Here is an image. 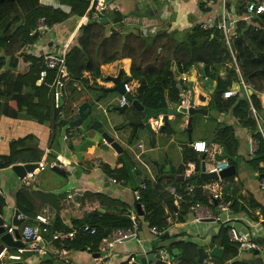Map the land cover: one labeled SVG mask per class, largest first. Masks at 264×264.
Segmentation results:
<instances>
[{"label": "trees", "instance_id": "1", "mask_svg": "<svg viewBox=\"0 0 264 264\" xmlns=\"http://www.w3.org/2000/svg\"><path fill=\"white\" fill-rule=\"evenodd\" d=\"M61 1L70 6L68 13L61 7L45 5L41 0H0V69H6L0 74V100L4 101L3 108L0 101V115L17 118L20 112L26 110L36 119H51L55 125L58 122L59 126L61 125L60 112L55 109L54 101V83L58 71L49 70L45 80L41 85H37L39 72L45 67L43 59L20 53L26 45L35 43L42 36L40 31L33 36L30 35L40 18L45 17L47 24L53 27L70 16L80 18L87 15L89 19L79 28L78 38L67 55L68 80L65 79V92L68 93V89L70 90L69 97L72 102L82 98L83 89L106 88L108 83L115 85L112 77H116L123 70L122 80L129 83V94L133 98L140 100L146 107L154 109L176 108L180 98L179 85L185 89L182 75L189 74L194 65L203 63L204 75L216 81L213 93L206 97L201 96L202 101L208 100L204 107L218 112L231 111L241 125L250 129L253 137L258 141V149L251 160L252 165L258 167L264 161V137L259 132L258 121L253 114V108L259 112L263 109L264 18L257 16L254 19L261 25L258 28L243 21L238 23L237 36L232 41L239 67L237 70L223 33L216 35L215 31L204 29L196 23L183 30H169L168 23H163L158 31L145 36L138 27H129L123 23V16L115 9L110 14L104 13L108 22H102V18L99 20L94 18L93 0ZM242 6L243 3L239 8L241 9ZM21 57L32 63L31 69L25 74L18 70ZM127 62L129 73L123 78ZM228 62L231 64H227ZM224 66H227V74L222 78L220 69ZM34 71L37 75L32 77ZM241 78L253 92L248 95L242 88L233 97L224 99L223 92L235 88L232 81H241ZM76 83H79L81 88L75 86ZM189 83L188 81V87ZM30 84L37 88L36 93L26 92ZM35 97L40 98L38 105L33 102ZM38 110H42V115L36 114L35 111ZM165 130L169 135L174 132L170 126H166ZM235 132V125L220 124L214 130L211 141L221 147L219 159H227L230 165L236 163L238 156L240 140ZM28 151L24 154L20 150L18 152L21 153L18 155L5 156L2 162L10 166L41 160L39 149L29 148ZM184 159L185 162L199 161L192 148L184 151ZM184 169L185 167H182L179 173H185L186 169ZM194 172L189 178L185 174H179L176 178L145 180L146 188L142 191L139 203L144 206V219L151 227L157 226L166 233L174 222L184 221L190 210V200L215 206L209 201L210 196L202 188L206 180L197 172L195 175ZM259 173L261 179H264V167L259 169ZM196 177L201 186L196 187L193 193L187 192L188 183L195 181ZM166 182L175 184L178 193L183 196L182 205L180 204L181 207L179 206L178 209L174 205L176 197L164 188ZM87 196L82 198L83 202L88 199L90 202L103 199L99 192H88ZM13 198L16 209L25 215L26 223H35L37 214L48 202L46 198H52V205L58 210L61 209V201L56 194L43 192L30 183L22 182ZM5 206V196L0 195L1 215L4 214ZM127 214L100 215L95 210L76 223L79 231L74 238L53 240L55 247L61 251L92 249L97 253L101 240L113 229L132 227V219ZM169 215L172 217L171 221L168 220ZM59 223L57 215L51 230L55 231ZM85 223L95 226L97 234L90 235L83 232L81 227ZM229 229L230 225L220 224L219 233L212 242L221 245L224 253L221 259H213L220 264H264L262 258H256L252 263L238 259L241 251L239 245L230 240ZM170 248L180 251L179 254L174 255V258L178 259L177 264H198L199 246L196 243L173 240ZM11 249L17 251V248ZM65 261L71 264L68 260ZM61 263L62 259L60 260L55 254H47L40 264Z\"/></svg>", "mask_w": 264, "mask_h": 264}, {"label": "crops", "instance_id": "2", "mask_svg": "<svg viewBox=\"0 0 264 264\" xmlns=\"http://www.w3.org/2000/svg\"><path fill=\"white\" fill-rule=\"evenodd\" d=\"M106 1L111 7H113V10L110 9L105 13L109 12L108 14H110L114 12L115 9L118 13H122L120 15L124 18L125 16H138L136 14L141 12L143 15L142 17L159 18L162 21V24L168 23L170 26L169 30H183L191 27L198 21L216 15L217 9L204 8V0ZM41 3L49 6L61 7L67 13L71 9L69 5L62 3L61 0H41ZM233 3H236V5L243 3L244 5V2L241 0L234 1ZM104 16L106 15L104 14ZM73 19H78L76 25L72 22ZM79 22L80 18L70 16L64 22L55 24L52 27V30L50 32H45L44 37L41 39L42 41L47 42L48 46L52 47L53 50L58 51L62 49V44L66 42L71 34L76 31ZM248 25L257 28L261 27V25L256 22ZM127 26L132 27L133 25ZM31 67V61L27 60L25 57L20 58L18 67L20 72L25 74L31 69ZM5 70V68L0 69V74ZM124 71L127 74L129 73L128 62L125 64ZM226 71L227 66L220 69L222 78L226 77ZM36 75L37 72L34 71L32 77ZM184 76L189 77V82L194 78V87L196 86L198 79L200 83L211 81V88L208 89L207 85L202 87V90H205L206 94L212 93L215 89L216 81L204 75L203 63L194 65L189 74L184 73L182 78H184ZM31 78L30 80H32ZM65 79L68 80L67 76ZM183 81L188 84V81H185L184 79ZM42 82L43 81H40L39 78L36 80L37 85H41ZM76 85L78 88H81L79 83H76L75 86ZM107 86L108 87L106 88H110L115 85L108 83ZM234 86L241 91V81L235 82ZM101 89L102 87L100 89H83L82 98L76 102H72L69 97L70 90L68 89L67 93L64 88L65 93L61 98L63 116H59L61 121L60 126L59 122L55 125L51 119H36L26 110L20 112L17 118L1 114L0 162L4 163L2 162V158L5 156L18 155L21 152H24V154L28 153L29 148H37L41 151V160L39 162L30 163L39 164L40 162H44L46 165L39 168L30 184H34L43 192L56 194L57 198L61 201V209L58 210L52 205V198H46L48 202L39 212L46 213L52 218V226H54L53 224L58 215L60 223L58 227L54 229L55 232L72 233L74 230H77L78 233L79 230L77 229L78 227L76 226V223L91 213L87 210L86 201L83 202V199H81L82 206L80 209L73 208L66 198L67 194L70 192L84 193L85 197H88V192L101 193L103 199L91 200L97 203L95 207L100 215H119L124 213H128V216L132 214L137 215L138 239H129L117 244L113 251L114 257L108 259L104 263L128 264L130 256H134L135 261H139L142 257H147L156 252V238L151 230L150 224L144 219L145 214L140 215L137 211L136 204L138 201L135 200L134 192L140 189L141 185H146L145 180L154 181L157 178H169L164 176V174H170L172 171V168L169 170L165 169L167 163L175 168L176 177L179 174H184L182 172L179 173L180 170H178V168L180 166L181 168L185 167V169L189 168L190 162H185L184 159V151L187 148H192L189 134L186 131L189 116L184 114L178 116L171 115L169 117L172 123L171 128H174V132L171 136L167 132V136L158 132L156 145H153L152 141L148 144L146 139L147 136L145 135L142 136V134L140 135V133H138L133 137L134 129L132 126L119 128V126L125 122L127 117H131L132 120H139L144 117V114L139 110L137 111L131 105L128 106L125 114L117 112L114 107L121 106V99L123 96L116 92L103 93ZM26 92L34 94L37 92V88H35L33 84H30L27 86ZM183 92L184 94H190V87L183 89ZM249 92H253L251 88L249 89ZM45 101L46 98L44 96V102ZM84 101H89L94 107L98 104L99 112L101 114L105 113L115 117L116 120L113 124L120 125H115L113 128L111 127L110 130L112 136H114L121 144L123 150L119 149L116 151L110 143H106L101 134L94 130H90L86 124L81 127H71L69 125L70 121L77 117L76 111L72 112L71 109H73L76 104H80ZM33 102L38 105L40 98L35 97ZM207 103L208 100L199 102V99L196 97V104H198V106L200 105L199 107H204ZM1 105L3 108L4 101H1ZM210 111L211 110H209V112ZM213 111L217 117V128L223 123L235 125V133L240 140L236 163L233 164L236 168V174L225 178L226 186L224 190V198L232 201V206L227 216L228 222L225 224L233 225L241 232L248 231L252 234L254 241L264 246V188L260 185L261 181L264 179H261L259 173V169L264 167V161H262L258 167L252 165L251 160L254 155L250 154L249 140L251 138L254 139L255 137H253L250 129L239 123L238 119L231 111ZM35 112L38 115H42L43 113L42 110ZM253 114L255 116L254 111ZM256 114L258 118H256V116L255 118L259 121L258 125L260 124L264 131V102L263 109L260 112L256 110ZM195 120L196 117H194L193 121ZM91 121L92 120L90 119L89 123H91ZM202 128L203 123L201 120L197 122L196 126H193V131L191 133L193 141L203 140L210 142L209 146L211 148H216V157L217 160H219L218 155L221 153V147L218 143L211 142L213 140L214 131L209 138H205L202 137ZM65 136H67V138H65ZM135 139H137L136 142H134ZM140 144H143L144 147L141 148ZM20 150L21 152H18ZM194 152L196 153V159L199 161H192L195 163L193 171L197 172L200 176V171L195 170V165L196 163L201 165L204 162L205 155L204 153L195 150ZM53 164H56L55 166L63 169L65 173L56 172L53 169ZM4 165V168H0V175L2 177L0 185L4 191L6 199L5 210L2 215L5 218V226H15L13 222L16 207L13 195L19 185L22 184V181L18 180V176L13 170L15 164L7 166L4 163ZM113 179H116L117 182L114 183ZM195 179V181L199 182L198 177ZM205 193L209 195L207 190H205ZM182 200L183 198L174 201V205L177 209L181 207ZM209 206L211 205L209 204ZM211 208L215 211V206H211ZM219 230V223L214 221L205 222L203 220L194 221L189 212L184 221L174 222L169 227L167 233L170 240L194 242L199 247L203 246L207 252H210L208 244L218 235ZM77 233H73L67 238H74ZM53 240L58 239H53L50 232L45 234L43 239L44 250L41 253H33L29 255L23 254L22 259L20 261H14V264H40L47 254H55L60 260L62 259L61 264L64 263L65 259L71 264L95 263L94 259L98 254L94 250L81 249L78 251H69L64 249L67 252V254L64 255L63 250H58L55 247ZM3 243L2 234H0V245ZM215 245L222 247L217 243H215ZM7 246L10 247V250L11 248H17L15 246ZM12 250L13 251L11 252H16L14 249ZM174 250L177 254L180 253L179 250ZM24 255L26 258H24ZM174 255L176 254H173V256ZM256 258H262L264 262V251H259L258 254L250 252L243 253L241 251L238 257L240 260L251 263L255 262ZM174 259L178 263V259ZM65 262L69 264L67 261ZM148 264H155V262L148 260Z\"/></svg>", "mask_w": 264, "mask_h": 264}, {"label": "built area", "instance_id": "3", "mask_svg": "<svg viewBox=\"0 0 264 264\" xmlns=\"http://www.w3.org/2000/svg\"><path fill=\"white\" fill-rule=\"evenodd\" d=\"M238 0H204V8H217L216 15L209 16L205 20L198 21L196 24H200L204 29L215 31L219 29L220 33L224 34L225 41L229 47L231 52L232 60L239 70L236 53L234 48L232 47V41L237 36L238 23L246 22L251 24L255 22V18L259 16L260 13L264 12V0H241L244 2L242 8H239V5L234 4L233 2ZM233 3V5H232ZM112 9L106 0H97L96 10L94 18L101 19L104 16V13L108 10ZM203 10V9H202ZM205 11V10H203ZM215 11V10H214ZM164 17V16H163ZM89 16L85 15L80 17V22L78 28L73 34L66 40L62 49L56 51L53 50L52 47H49L47 42L42 41V37H44L45 32H50L52 27H50L45 17H42L38 20L36 28L30 33L33 36L36 32H41L42 36L38 41L33 44L26 45L21 51V55H31L36 57H41L45 63V67L39 72V80L44 81L48 76L49 70L56 69L58 71L57 78L54 83V101H55V109H58L60 115L63 116L62 106H61V98L64 95V88L66 86L65 78L67 76V55L70 48L75 44V40H77L79 35V28L83 24V22L87 21ZM123 23L126 25H133L139 28L141 32L147 36L150 33H154L158 31L160 28L162 21L159 18H149L142 16H125L123 18ZM257 23V22H256ZM227 64H231L228 62ZM185 81L189 80L188 76H184ZM241 87L245 90V92L249 95V86L245 83V81L241 78ZM124 90L126 93L130 92L129 83L124 82ZM239 92L236 88H229L223 92V98L228 99L233 97ZM188 99L190 94H184ZM127 103L126 98L123 96L121 99V106H124ZM256 118H258L256 114V110L253 109ZM258 120V119H257ZM259 122V121H258ZM164 123L163 116L161 115L157 119L152 120V126L155 129H159ZM259 131L263 135L264 131L262 126L259 124ZM67 138V136H65ZM108 143V142H106ZM109 144V143H108ZM250 144V154L254 155V153L258 149V141L257 139L251 138L249 140ZM192 148L200 153L205 154L204 164L206 168V172H215L219 173L221 170L230 166V163L227 159H219L216 157V148H211L206 141L197 140L191 143ZM140 147L143 148L144 145L140 144ZM194 162L189 163V168L185 170V175H191L194 170ZM46 164L44 162H40L38 167H36L33 171L28 172L24 178L21 179L23 183L29 184L39 168L44 167ZM53 164L52 166H55ZM2 177L0 175V181ZM113 182L116 183L117 180L113 179ZM264 188V180L261 181L260 184ZM201 186L197 181L189 182L186 188V191L189 193H193L195 188ZM225 179L218 178L214 180H206V183L202 185L204 190L209 192L210 201L215 205V211L209 205H205L197 200H190L189 212L193 217L194 221H200L203 219H212L214 222L219 224H225L228 222L227 216L232 206V201L224 198V190H225ZM146 188V185H141L140 189L134 192V197L136 201H140L142 198V191ZM164 188L170 192L172 195L176 197V199H181L183 196L180 195L177 191L176 185L173 183L166 182L164 184ZM0 195L4 196V191L0 185ZM85 197L84 193L70 192L67 194V201L72 205L73 208L80 209L82 206L81 199ZM96 202L86 201V208L89 212H93L97 208ZM1 215V214H0ZM3 216V215H1ZM132 219V227L130 228H116L113 229L109 234L101 240L99 245L97 254L95 257L94 264H104L108 259H112L114 257V249L116 245L122 243L129 239H138V219L137 215H130ZM18 220H26L24 214L20 213L17 215ZM168 220L171 221V215L168 216ZM52 226V218L46 213H39L35 218V223H23L19 226L21 240L25 244V247H17L16 252H11L10 247L4 245L0 250V264H14V261H20L22 259L25 250H33L34 253H41L44 250V246L41 245V242L44 239V235L47 233L53 232V239L63 240L68 236H71L73 233H77V230H74L72 233H61L55 232L51 230ZM7 231L13 236L14 240L16 239L15 231L16 226H6ZM81 230L90 235L97 234V228L92 226L89 223H85ZM151 230L156 238L155 244V256L156 259H160L165 261L167 264H177L176 260L172 252L170 251V245L173 240L169 242L165 241L167 237L162 238L161 236L165 233V231L161 230L157 226H152ZM229 238L232 242L239 245V250L243 249H258L260 252L264 251V246L254 241L252 234L248 231H239L237 227L230 225V229L228 232ZM176 241V240H175ZM63 254L66 255L67 252L63 250ZM135 261L134 256H130L128 260V264H132ZM63 264H67L64 262ZM202 264H220L215 261L212 257L206 258Z\"/></svg>", "mask_w": 264, "mask_h": 264}, {"label": "water", "instance_id": "4", "mask_svg": "<svg viewBox=\"0 0 264 264\" xmlns=\"http://www.w3.org/2000/svg\"><path fill=\"white\" fill-rule=\"evenodd\" d=\"M97 0H94L92 4V10H96ZM259 17L264 18V12L259 14ZM102 22H107L108 18L106 16L102 17ZM220 31L219 29L215 30V34L219 35ZM122 72L116 77H112V81L115 84V86L110 88H104L102 87L103 93L107 92H116L122 96H124L127 100V103L124 106H115V110L117 112H120L121 114H125L127 111V108L129 105L133 106L137 111L139 110L144 114V117L139 120H132L131 117H127L125 122L119 126L125 127V126H132L134 129L133 137H135L138 133L140 135L147 133L152 141L153 145H156L157 143V134L158 132L166 135V126H172V123L170 121V116H178L180 114H184L189 116L188 122H187V129L186 131L189 134V140L191 143L193 142L191 133L193 131V120L195 115H203L207 116L209 114V109L205 107H199L198 104H196V90L194 87V78L189 83L190 87V96L187 99L184 95L183 88L181 85L180 87V98L178 102V106L176 108H162V109H154L150 107H146L140 100L133 98L129 93H126L124 90V82L122 80ZM262 101L264 102V93L262 94ZM72 112L76 111L77 117L70 121L69 125L71 127H81L85 124L88 125V128L90 130H94L101 134V136L104 138V140L111 144L113 148H115L116 151L123 150L121 144L115 139L114 136H112L111 131L109 130V127L113 128L115 125L118 126L120 124H113L115 122V117H112L108 114H101L99 112V105L97 104L95 107L92 103L89 101H84L80 104H76L73 109H71ZM163 116L164 123L159 129H155L152 126V120L157 119L160 116ZM92 120L91 123H89V120ZM174 130V128H172ZM171 136V135H170ZM205 155V154H204ZM4 163L0 162V168H4ZM36 167H38V164H15L13 166V170L18 176V180H21L26 176L28 172L33 171ZM58 173H65V171L58 166H54L53 168ZM195 170L200 171V176L204 180H214L218 178H227L229 176L236 174V168L234 165H230L229 167L221 170L219 173L215 172H206L205 164L204 162L200 165L199 163H196ZM164 176L169 178H176L175 168L172 167V171L170 174H164ZM187 178H189V175H186ZM217 202H215V205ZM137 211L140 215H144L145 211L143 209V206L141 203L137 202L136 204ZM19 214V210H15L14 215V225L16 226L15 236L17 240L13 239V236L7 232V228L5 226V218L0 215V234H2V239L4 241L3 244L0 245V250L3 248L4 245H10L15 247H25V244L21 240V234L19 230V226L23 224L26 220H18L17 215ZM205 222L213 221L212 219H203ZM108 233V232H106ZM168 236V233H164L162 235V238H165ZM51 237H53V232H51ZM41 245L44 246V242H41ZM210 252H207L205 247L200 246L198 249V264H202L203 261L208 258H217L221 259L223 257V248L215 245V243L211 242L208 244ZM172 254H177L174 249H170ZM243 253H254L258 254V249H243L241 250ZM33 250H25L26 255L33 254ZM179 253V252H178ZM148 260H152L155 262V264H167L165 261L156 259L155 254H150L147 257H142L139 261H134L132 264H148Z\"/></svg>", "mask_w": 264, "mask_h": 264}, {"label": "rangeland", "instance_id": "5", "mask_svg": "<svg viewBox=\"0 0 264 264\" xmlns=\"http://www.w3.org/2000/svg\"><path fill=\"white\" fill-rule=\"evenodd\" d=\"M119 14H122V13L119 12ZM136 15L143 16L141 14V12H139V14L137 13ZM72 22H74V24L76 25V23L78 22V19H75V20L73 19ZM126 75H127V73L125 72V74L123 75V78H125ZM237 81L233 80L232 81L233 82L232 85L234 86L235 82H237ZM184 84H185V88H187L188 84L186 82H184ZM205 85H207L208 89L212 87L211 81H208V82H205V83L204 82L200 83V81L198 79V82H197V84L195 86L196 87L195 89L197 90L196 97L199 99V102L202 101V97H201L202 95H204L206 97V96L211 94V93L210 94H206L205 90H202V87H204ZM195 117H196V120L193 121V126H196L197 122L201 120L202 123H203V128H202V131H201L202 137L209 138L212 135L213 131L215 129H217V117L215 116V112L213 110H211L209 112V115L206 116L207 118L204 117L203 115H196ZM200 118H202V119H200ZM193 126H192V128H193ZM109 130H110V127H109ZM144 135L147 136L146 139H147V143L149 144L150 141H151L150 136L147 133H144L142 136H144ZM137 139H139V138H137ZM137 139H135L134 142H136ZM170 168H172V166L167 163L166 166H165V169L169 170ZM180 169H181V166L178 168V170H180ZM165 241L169 242L170 238H167ZM11 251H13V250L11 249ZM24 258H26L25 255H24Z\"/></svg>", "mask_w": 264, "mask_h": 264}]
</instances>
